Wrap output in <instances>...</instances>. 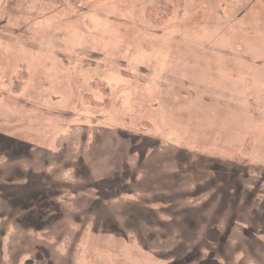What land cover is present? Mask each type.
Returning a JSON list of instances; mask_svg holds the SVG:
<instances>
[{
    "label": "rangeland",
    "instance_id": "374dc122",
    "mask_svg": "<svg viewBox=\"0 0 264 264\" xmlns=\"http://www.w3.org/2000/svg\"><path fill=\"white\" fill-rule=\"evenodd\" d=\"M0 264H264V0H0Z\"/></svg>",
    "mask_w": 264,
    "mask_h": 264
},
{
    "label": "trees",
    "instance_id": "16d2710c",
    "mask_svg": "<svg viewBox=\"0 0 264 264\" xmlns=\"http://www.w3.org/2000/svg\"><path fill=\"white\" fill-rule=\"evenodd\" d=\"M165 16H163V18H161V19H166L167 18V15L166 14H164Z\"/></svg>",
    "mask_w": 264,
    "mask_h": 264
},
{
    "label": "flooded vegetation",
    "instance_id": "af4514ba",
    "mask_svg": "<svg viewBox=\"0 0 264 264\" xmlns=\"http://www.w3.org/2000/svg\"><path fill=\"white\" fill-rule=\"evenodd\" d=\"M97 76V75H96Z\"/></svg>",
    "mask_w": 264,
    "mask_h": 264
}]
</instances>
